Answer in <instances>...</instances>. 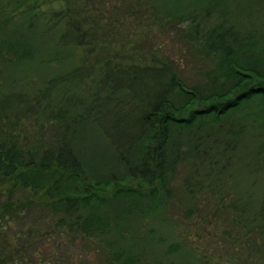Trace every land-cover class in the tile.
Masks as SVG:
<instances>
[{
	"label": "trees",
	"instance_id": "16d2710c",
	"mask_svg": "<svg viewBox=\"0 0 264 264\" xmlns=\"http://www.w3.org/2000/svg\"><path fill=\"white\" fill-rule=\"evenodd\" d=\"M26 1L0 0V71L38 63L32 40L44 34L55 54L62 43L91 46L95 22L75 19L66 9L37 14L23 8ZM226 16L216 2L179 19L187 52L209 66L202 86L188 85L167 64L151 72L115 59L85 67V59L54 76L32 101L1 94L0 234L34 208L50 215L54 227L63 226L64 232L56 231L62 236L80 231L101 237L125 218L149 217L165 206L167 183L182 153L198 155V133L208 127L227 134L223 118L242 104H264L253 99L264 98V60L251 53L255 35ZM19 110L22 125L13 120ZM96 137L111 144V159L92 148ZM255 218L264 221L263 215ZM1 244L0 264H20ZM126 254L131 255L119 253L116 264H134Z\"/></svg>",
	"mask_w": 264,
	"mask_h": 264
},
{
	"label": "rangeland",
	"instance_id": "374dc122",
	"mask_svg": "<svg viewBox=\"0 0 264 264\" xmlns=\"http://www.w3.org/2000/svg\"><path fill=\"white\" fill-rule=\"evenodd\" d=\"M216 2L234 24L255 35L257 46L251 53L264 60V0H27L23 8L37 14L52 16L66 9L75 19L95 22L90 34L94 40L90 47L62 43L55 54L44 40L49 34L36 37L32 42L38 63L0 71V99L20 95L32 101L54 76L85 59L84 66L96 62L99 67L115 59L151 72L167 64L188 85L200 84L209 66L187 52L181 41L185 23L179 19ZM22 112L12 113L21 125ZM221 124L229 133L205 127L198 133L203 136L198 155L182 153L167 183L166 204L157 213L125 218L101 237L80 231L62 236L56 231L65 228L54 227L50 215L34 208L18 226L4 225L1 248L20 264H116L114 258L122 251L131 253L134 264H264V221L255 218L264 217V104H242ZM90 140L94 150L105 153L100 154L102 159L112 158L110 143L97 137ZM37 199L41 201L39 195ZM247 230L250 236L244 234ZM248 238L257 242H248V247Z\"/></svg>",
	"mask_w": 264,
	"mask_h": 264
}]
</instances>
